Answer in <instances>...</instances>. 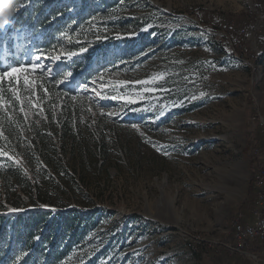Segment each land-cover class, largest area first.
Returning a JSON list of instances; mask_svg holds the SVG:
<instances>
[{
  "label": "rangeland",
  "instance_id": "374dc122",
  "mask_svg": "<svg viewBox=\"0 0 264 264\" xmlns=\"http://www.w3.org/2000/svg\"><path fill=\"white\" fill-rule=\"evenodd\" d=\"M103 1L119 0L97 6ZM96 19L74 55L62 47L36 53L30 43L13 54L19 64L10 63L0 37V71L29 68L16 74L18 82L0 81V173L34 176L27 160L37 158L34 128L61 146L52 160L70 176L59 174L57 197L38 208L97 213L94 222L83 220L65 264H229L231 222L249 220L254 173L264 166L254 119L258 111L264 118V0H123ZM124 19L136 27L106 31V21ZM98 42H110L115 59L81 82L70 62L90 55L94 63ZM37 58L40 68L32 70ZM66 116L78 123L75 147L86 150L83 158L67 141L62 151L57 130ZM3 194L0 184V202Z\"/></svg>",
  "mask_w": 264,
  "mask_h": 264
},
{
  "label": "trees",
  "instance_id": "16d2710c",
  "mask_svg": "<svg viewBox=\"0 0 264 264\" xmlns=\"http://www.w3.org/2000/svg\"><path fill=\"white\" fill-rule=\"evenodd\" d=\"M98 1L79 0V4L75 6L64 1L60 6L61 3L56 4L45 0H0V19L14 17L6 29L0 32L3 46L10 52L9 62L19 64V59H16L17 56L13 54H19L22 44L35 43L32 47L36 53L56 47H62L72 53L80 52L86 46L85 41L91 37L89 33L92 32L90 31L92 24L97 20L96 16L101 15L106 18L110 11L123 0H119L118 3L103 1L101 7L97 6ZM72 10L74 12L71 13ZM106 23L108 32L117 30L127 32L129 27L137 25L136 22H130L128 19L109 23L106 21ZM117 27L119 29H114ZM41 30H44L42 34H40ZM17 35L22 37L18 38ZM37 36H40V40H34ZM102 37L107 41L112 39L106 35ZM109 43L98 42L96 47H99L101 51L97 55L98 60L94 63L89 62L90 55H84L85 58L88 57L87 59L79 56L78 59L70 62V71L77 74L83 82L93 77L100 69H105L115 59L114 52L113 55H111L112 52H108ZM142 44L143 41H140L137 45L140 47ZM131 51L127 48L124 57H128ZM90 54L92 55V52ZM8 57L5 54V58ZM258 57L261 62L264 52H261ZM50 91L52 94L55 93V86H52ZM68 92L75 94L74 90H68ZM77 124L70 116H66L62 119V126L58 128L57 134L63 140L62 151L67 141L74 145L71 146L74 147L73 154L83 158L86 150L84 148L77 150L75 147ZM33 133L32 146L37 150V158L35 160L27 158V160L29 167L34 171V176L12 170L0 173V184L4 190L1 196L3 200L0 202V264H65L68 255L80 238L83 220H87L90 224L97 219L96 212L90 211L88 215H84L78 208L64 210L59 214L38 208L39 204L50 205L53 198L57 197L56 192H52V188L56 190L58 187V175L62 173L70 176V174L61 162L52 160L53 155L58 156L61 149V146L56 145L53 136L36 128ZM96 147L101 155L105 150L104 141H99ZM23 194L27 195L26 204L22 202ZM11 195L15 200H12ZM30 204L34 206V209L21 211L25 205L30 206ZM8 207L20 212L9 215L6 213Z\"/></svg>",
  "mask_w": 264,
  "mask_h": 264
},
{
  "label": "built area",
  "instance_id": "2783aa9c",
  "mask_svg": "<svg viewBox=\"0 0 264 264\" xmlns=\"http://www.w3.org/2000/svg\"><path fill=\"white\" fill-rule=\"evenodd\" d=\"M254 119L264 137V118L259 111ZM260 176H264V166H259L254 173L255 198L249 215V226L240 225V229L235 230L233 244H224L225 250L233 258L229 264H264V184H260ZM237 216L234 217L235 222ZM246 240L255 241L254 251H247Z\"/></svg>",
  "mask_w": 264,
  "mask_h": 264
},
{
  "label": "snow or ice",
  "instance_id": "6c2138e0",
  "mask_svg": "<svg viewBox=\"0 0 264 264\" xmlns=\"http://www.w3.org/2000/svg\"><path fill=\"white\" fill-rule=\"evenodd\" d=\"M11 19H14V17L13 18L0 19V32L4 31L6 29V26L11 23ZM73 55H74V53H73ZM38 60H39V58H37V63L31 64L32 70H38L40 68ZM28 71H29V68L26 67L25 65H16V66L9 67L6 70L0 71V81H3V79L5 77H8V78H10V83L12 82V80H16L18 82L19 77H17L16 74L17 73H27ZM69 76H71V73H68L65 76V79H67ZM24 83L29 84V83H32V81H29L27 78H25ZM201 95H203V93ZM193 98L195 99V97H193ZM16 99L20 100V97L18 95H16ZM3 104H4V97L2 95H0V106H3ZM20 110L23 111V107H21Z\"/></svg>",
  "mask_w": 264,
  "mask_h": 264
},
{
  "label": "bare ground",
  "instance_id": "6f19581e",
  "mask_svg": "<svg viewBox=\"0 0 264 264\" xmlns=\"http://www.w3.org/2000/svg\"><path fill=\"white\" fill-rule=\"evenodd\" d=\"M252 212V208L250 213ZM240 225L242 226H249V220L248 221H244L243 219H239L237 218V222H235V219L232 220L231 222V237L232 240L230 238L231 241H229L230 243H226V244H233V238H235V230H239L240 229ZM246 248L247 251H254L255 248V241L254 240H246Z\"/></svg>",
  "mask_w": 264,
  "mask_h": 264
}]
</instances>
